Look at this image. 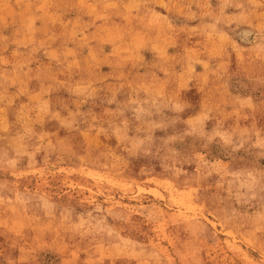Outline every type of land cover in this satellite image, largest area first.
Segmentation results:
<instances>
[{
    "label": "rangeland",
    "instance_id": "rangeland-1",
    "mask_svg": "<svg viewBox=\"0 0 264 264\" xmlns=\"http://www.w3.org/2000/svg\"><path fill=\"white\" fill-rule=\"evenodd\" d=\"M264 0H0V264H264Z\"/></svg>",
    "mask_w": 264,
    "mask_h": 264
},
{
    "label": "snow or ice",
    "instance_id": "snow-or-ice-1",
    "mask_svg": "<svg viewBox=\"0 0 264 264\" xmlns=\"http://www.w3.org/2000/svg\"><path fill=\"white\" fill-rule=\"evenodd\" d=\"M261 147L264 148V142L261 143Z\"/></svg>",
    "mask_w": 264,
    "mask_h": 264
}]
</instances>
